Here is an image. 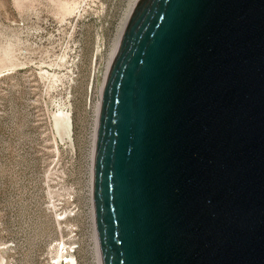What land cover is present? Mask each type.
Returning a JSON list of instances; mask_svg holds the SVG:
<instances>
[{
    "label": "water",
    "instance_id": "water-1",
    "mask_svg": "<svg viewBox=\"0 0 264 264\" xmlns=\"http://www.w3.org/2000/svg\"><path fill=\"white\" fill-rule=\"evenodd\" d=\"M101 264H264V0H138L98 116Z\"/></svg>",
    "mask_w": 264,
    "mask_h": 264
},
{
    "label": "rangeland",
    "instance_id": "rangeland-1",
    "mask_svg": "<svg viewBox=\"0 0 264 264\" xmlns=\"http://www.w3.org/2000/svg\"><path fill=\"white\" fill-rule=\"evenodd\" d=\"M134 2L0 0V264H57L63 243L71 264H97V105ZM58 109L71 142L57 134Z\"/></svg>",
    "mask_w": 264,
    "mask_h": 264
},
{
    "label": "bare ground",
    "instance_id": "bare-ground-1",
    "mask_svg": "<svg viewBox=\"0 0 264 264\" xmlns=\"http://www.w3.org/2000/svg\"><path fill=\"white\" fill-rule=\"evenodd\" d=\"M138 0H135L134 4L131 6V9L128 13V16H127V20L136 4ZM126 20V22H127ZM126 22L123 26V29H122V32H121V35L123 33V30H124V27L126 25ZM121 35L119 37V40L112 52V56L110 58V61H109V65H108V69H107V72H106V76H105V80H106V77H107V73H108V70H109V67H110V64L112 62V59L116 53V50L118 48V45H119V42H120V38H121ZM105 80H104V83H103V86L101 87L100 89V92H99V103L97 105V115H96V127H95V134H94V139H93V147H92V169H91V173L93 172V157H94V149H95V138H96V131H97V123H98V116H99V110H100V104H101V97H102V93H103V89H104V84H105ZM53 119H54V124H55V127H56V130H57V134L58 136L61 138V140H65L67 142H71L72 141V122H71V117L70 115L65 112L64 109H58L57 112L54 113L53 115ZM91 187H92V180H91ZM91 197H92V188H91ZM93 211V210H92ZM94 240H95V248H96V255H97V264H101V261H100V255H99V249H98V244H97V239H96V234L94 235ZM69 249H71V247H67L66 244H62V247L59 248V251H58V256H57V264H71V263H74L75 260H74V257L71 255V253L69 252Z\"/></svg>",
    "mask_w": 264,
    "mask_h": 264
}]
</instances>
